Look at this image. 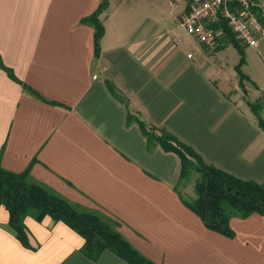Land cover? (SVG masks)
<instances>
[{"label": "crops", "instance_id": "1", "mask_svg": "<svg viewBox=\"0 0 264 264\" xmlns=\"http://www.w3.org/2000/svg\"><path fill=\"white\" fill-rule=\"evenodd\" d=\"M103 2L0 0V166L98 215L154 264H264V217L234 216L233 238L207 229L184 203L196 195L181 158L149 144L137 121L264 185V130L250 107L251 88L263 101L264 38L246 49L243 91L223 27L211 25L213 52L182 28L190 0H108L97 55L85 20ZM9 219L0 207V264H130L111 251L91 260L85 240L50 217L25 218L24 245Z\"/></svg>", "mask_w": 264, "mask_h": 264}, {"label": "trees", "instance_id": "2", "mask_svg": "<svg viewBox=\"0 0 264 264\" xmlns=\"http://www.w3.org/2000/svg\"><path fill=\"white\" fill-rule=\"evenodd\" d=\"M108 6V0H104L99 9L85 20L96 29L97 55L100 54V41L105 33L100 15ZM258 19L264 26V18L260 10H258ZM214 27H223L228 36L230 34L234 36L223 20L213 24L212 28ZM231 42L242 54L243 48L240 42L236 39ZM243 63L244 58L241 61V64ZM237 72L240 76V86L243 88L242 80L249 81V79L242 73L241 66L237 67ZM108 86L118 98H121L111 83H108ZM126 104L128 106V103ZM250 107L264 130V121L258 112V108L262 106L251 103ZM133 117L135 118L129 113V119ZM137 121L149 144L160 145L165 151L174 152L181 158V180H187L193 173L200 175L195 185V199L184 203L202 220L207 229L233 238L234 232L230 227V221L234 216L248 218L258 214L264 217V185L238 179L206 164L194 150L173 135L149 127L139 118ZM2 206L8 210L9 225L24 245H27L25 218L32 216L42 221L50 217L56 222L65 223L85 240L81 251L91 260H96L104 251H111L130 264H154L142 256L109 222L96 214L79 210L67 200L31 182L28 173L16 174L0 166V207Z\"/></svg>", "mask_w": 264, "mask_h": 264}, {"label": "built area", "instance_id": "3", "mask_svg": "<svg viewBox=\"0 0 264 264\" xmlns=\"http://www.w3.org/2000/svg\"><path fill=\"white\" fill-rule=\"evenodd\" d=\"M182 0H175L180 3ZM259 5L254 0H190L181 26L208 51L217 49V33L211 25L225 21L237 40L255 48L264 38V26L258 19ZM192 55H189L191 58Z\"/></svg>", "mask_w": 264, "mask_h": 264}, {"label": "rangeland", "instance_id": "4", "mask_svg": "<svg viewBox=\"0 0 264 264\" xmlns=\"http://www.w3.org/2000/svg\"><path fill=\"white\" fill-rule=\"evenodd\" d=\"M167 13H169V12H167ZM163 18L165 19V20H167L168 18L166 17V15L165 14H163ZM229 39H230V41H232L233 39H236L237 40V38L236 37H234L232 34H230L229 36ZM250 47H244L243 48V52H242V54L240 53V51L238 50V49H232L233 50V53H232V55H230L229 56V58H228V67H230V66H233V65H235V63L239 60V64L237 65V67H239V66H241V71H242V73L244 74V69H246V62H247V52H246V49H249ZM260 51V50H259ZM246 52V53H245ZM251 54H256V53H251ZM240 57H241V59H240ZM250 57V56H249ZM244 58V63L243 64H241V61H242V59ZM250 72L253 74V75H255V76H259V74H258V69H259V66H260V63H259V61L257 60V58H256V61L257 62H255V60H253L251 57H250ZM236 67V68H237ZM238 73V72H237ZM239 74V73H238ZM240 77V76H239ZM247 82H248V80H242V85H243V91H244V88H245V84H247ZM259 95V93H257V90L256 89H253V88H251V90H250V96H251V99L253 100V104H258L260 107L262 106V108H258V112H259V115L261 116V113H262V111H263V105H264V101H254L255 100V98L257 97ZM263 98H264V94H263ZM262 118V117H261ZM264 121V120H263ZM200 178V175L199 174H196V173H193L192 175H191V177H189L187 180H185L184 182L185 183H187V184H192L193 185V187L195 186V183H196V181L198 180Z\"/></svg>", "mask_w": 264, "mask_h": 264}]
</instances>
